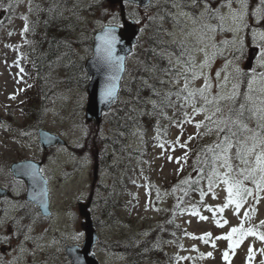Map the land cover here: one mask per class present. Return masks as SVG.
Segmentation results:
<instances>
[{
    "label": "rangeland",
    "instance_id": "obj_1",
    "mask_svg": "<svg viewBox=\"0 0 264 264\" xmlns=\"http://www.w3.org/2000/svg\"><path fill=\"white\" fill-rule=\"evenodd\" d=\"M39 1L12 0L0 8V187L10 190V194L0 196V220H6L0 227V238L12 232L16 233L11 236L9 243H0V264H71L66 253V245L82 243L84 230L81 223L84 218L79 210V202H87L89 199L92 200L90 210L94 221L97 220L96 226L99 231V240L94 252L101 264H128L122 248L113 245L130 239L137 241L143 232L150 230L162 219L168 221L172 218L187 229V234L178 242L167 243L166 248L175 257L164 259L162 264H264V253L260 251L264 249V241L258 237L247 236L234 252L229 248L228 240L217 239L226 236L233 227L241 225L244 229L253 228L258 233H264V226H261V221H264V192L258 194V203L252 197H248L238 214L234 205L225 208L223 212L219 211L217 206L225 204L228 193L227 186L216 176L212 192L208 191L209 182L204 184L207 194L203 201L190 203L186 195L184 196L186 183H181L184 179L180 178V172L184 168L185 160L181 159L178 164L176 158L183 157L187 148H180L176 144L177 137L180 138V143H187L188 147L197 136L210 142L216 141L217 136L215 132L205 135L204 128L199 130L195 128V122L203 121L204 114L195 115L193 123L184 122L186 117L183 113L186 111L191 117L192 107L186 105L183 99L179 102V107L185 105L183 111L171 110L178 123L183 122L182 130L176 124L171 130L170 139L156 138L146 150L143 147L145 135L137 132L130 138V142L132 147H137L140 152L110 149L107 154L108 160L106 157L103 158L100 152L90 154L85 150L89 81L87 85L84 82L70 81L64 64H58L47 78L44 77L41 86L34 72L33 60L27 54L30 23L34 19L33 9ZM89 2L79 1L76 8L86 9ZM177 2L183 7L167 9L180 19L179 25L174 24L171 17V21L167 20L164 13L155 15L154 9H142L132 4H128L127 7L129 17L139 21L141 26H147L149 19L158 21L161 28L159 35L168 36L169 43L175 45L177 49H166L167 53L175 61L177 72H183V62L180 64L176 62L178 57L183 61L184 57L181 56L183 49L176 42L185 40L190 51L202 45L196 43L195 35L185 37L184 34L197 25H194L187 16L179 17L178 14L183 10L198 16L201 7H193L192 0ZM256 2L257 0H252L251 6L254 7ZM91 5L97 6V9L91 13H82L80 22L78 21L79 26L76 25L72 33L73 39L77 41L74 44L76 56L84 57L86 60L93 55V47L87 46L85 41L94 37L103 25L119 20L115 17L113 21V16L119 13L117 4L102 0ZM25 16L27 21L23 19ZM99 17L101 18L98 19ZM26 23L28 31L24 32ZM225 35L231 37L230 33ZM224 38L217 36V40ZM246 42L248 51L239 61L240 67L244 69L255 64L254 59L250 61V54L254 50L250 38ZM137 51L135 46L128 57L129 71L137 68L139 59ZM193 55L196 64L204 60L202 52L195 51ZM224 64L225 58L217 56L211 67L205 69L212 77L213 85L217 83L216 71H221L223 80ZM21 68L23 72L20 71ZM128 76L129 72L127 74L126 71V77ZM173 84L182 88L184 79L181 77L178 83ZM202 84L203 78L192 81L189 87L199 88ZM216 91L213 87V94ZM13 96L15 99H12ZM172 103L174 104V101ZM108 117L109 112L102 118L106 129L110 128L105 121ZM167 122L166 119L165 123ZM249 127H256L255 120L249 122ZM40 128L60 134L69 145L44 149L40 143ZM197 132L200 135H197ZM189 136L194 138L189 141ZM161 144L164 145L163 148L160 147ZM169 156L173 159L169 160ZM28 158L44 162L43 173L51 180L52 188L53 215L40 217L37 214L33 221L23 218L21 211L27 202L25 200L27 183L16 178L11 170L14 162ZM103 160H107V163L103 164ZM231 162L234 167H243L236 159ZM217 168L221 174L225 172L218 164ZM244 184L249 188L255 187L250 181H245ZM157 190L160 193L159 198ZM209 206L215 212V216L213 211L208 210ZM105 207H108L107 211ZM253 208L255 211H251ZM193 211L199 212L200 215H192ZM246 211L249 212L248 217L244 215ZM200 216H206L207 219L202 220ZM217 220L222 227L217 225ZM225 221L227 223H224ZM206 233H211L210 237H206L207 243L198 239ZM78 234L79 239L76 238ZM25 236L28 237L27 240ZM238 238V234L233 235V240ZM249 247H252L254 252L251 261L248 259ZM225 251L229 252L227 262L223 258ZM209 252L212 253L211 257L207 256ZM177 257L189 259L178 260Z\"/></svg>",
    "mask_w": 264,
    "mask_h": 264
},
{
    "label": "snow or ice",
    "instance_id": "obj_2",
    "mask_svg": "<svg viewBox=\"0 0 264 264\" xmlns=\"http://www.w3.org/2000/svg\"><path fill=\"white\" fill-rule=\"evenodd\" d=\"M252 0H192L193 7H201L199 15L181 10L179 17L187 16L197 27L190 29L184 35L185 37H196V43L202 47L188 49L185 40L176 42L183 49L181 56L183 61L178 57L177 64L183 62L184 71L177 72L172 82H179L182 77L184 85L177 92L169 91L164 94L161 103L167 102L171 106L170 97L176 95L177 99H183L185 104L192 107V116L185 111L183 115L186 117L184 122L193 123L195 115L204 114V120L195 122V128H204L205 135H211L215 132L217 139L212 145L206 146L205 155L210 160L211 165H219L224 168L225 172L220 173L216 167L212 168V175L221 179L223 184L227 186L228 193L226 202L223 206H217L220 212L230 205L235 206V211L238 214L239 210L246 202L248 197H252L255 202L259 201V193L264 192V71L257 69H264V0H257L255 6H251ZM173 7H183L177 0H172ZM2 7V5H0ZM226 9V11H224ZM31 11V7L29 9ZM52 11V9H49ZM168 15L173 19L174 24L181 23L177 16L172 13ZM250 18L252 22L250 23ZM27 21V17H23ZM163 19V17H161ZM115 16H113V21ZM139 23V21H136ZM118 27L120 25L109 22L102 26L100 33L94 38L96 43L93 48V55L96 58L97 70L101 68L106 70L104 83L101 87V99L104 102H112L116 98L118 81L121 79V73L125 71L126 57L123 55H116L117 44L122 43V38L118 35ZM183 31V28L181 29ZM24 32L28 31L27 23L25 24ZM230 33L228 38L225 34ZM171 35V33H169ZM217 36H224V39L217 40ZM250 38L251 46L256 51L253 54L255 61L254 66L244 69L240 67L239 61L242 60L247 51V39ZM199 51L204 54V60L199 64L195 62L193 52ZM217 56L225 58L224 69L225 75L221 80V71L215 73V80L217 83L213 85L212 77L205 69H209L214 63ZM228 57H231L229 59ZM171 64V61H169ZM231 69L230 71H227ZM154 70V66H153ZM23 72V68L20 69ZM168 73V69L164 70ZM203 78V84L199 88H190L192 81ZM146 83V82H145ZM161 83H164L162 80ZM155 95L160 96L155 88L151 85ZM216 88L213 94L212 89ZM243 88V90H242ZM12 99H15L13 96ZM138 99V98H137ZM202 102V103H200ZM153 108L158 107L157 101H151ZM199 104V106H197ZM185 107V105H181ZM134 110V109H133ZM255 120L256 127L250 128L249 122ZM182 123H177V127H181ZM181 134L183 132L181 131ZM197 135H200L197 132ZM194 137L189 136L188 140ZM176 144L180 148H187V143H180V138L177 137ZM164 147L163 144L160 145ZM174 150V149H173ZM188 153L185 152L183 157H177L176 162L179 164L181 159L187 161ZM169 160L173 157L169 156ZM236 159L243 167H234L232 160ZM197 160H200V155H197ZM31 167V165H29ZM201 171H203L201 169ZM43 169L36 170L32 175L33 179L39 176L37 183L43 182L44 178L40 176ZM239 177V178H237ZM250 181L255 187L249 188L245 186L244 182ZM187 180L181 181L182 184L187 183ZM213 181L212 176H209L208 191L212 192ZM207 193L201 191V201ZM213 198L215 193L213 192ZM159 190H157V198H159ZM39 196L40 202L46 206L47 188H43ZM37 196L34 194L32 199L35 200ZM159 210V209H157ZM209 211H213L211 206ZM255 211V209H251ZM192 215L199 216V212L193 211ZM215 216V212L213 211ZM245 217L249 216V212L244 213ZM200 219L206 220V216H200ZM6 223V220H0V227ZM217 225H223L219 220ZM224 223H227L225 221ZM261 226H264V221H261ZM15 232L5 235L0 238V243H9L11 236ZM238 234L239 238L233 240V235ZM211 233H206L198 239L208 242L206 237H210ZM247 236H256L261 241H264V233H258L253 228L244 229L241 227H233L231 231L223 237L217 239H226L229 243V248L234 252ZM79 239V234L76 237ZM197 239V237H192ZM28 237L25 236V240ZM213 247L215 245L213 244ZM23 250V249H21ZM264 253V249L260 250ZM203 256V254H202ZM208 257L212 253H207ZM254 257L252 247L248 249V259ZM223 258L227 262L229 260V252L223 253ZM178 260L189 259L188 257H177Z\"/></svg>",
    "mask_w": 264,
    "mask_h": 264
},
{
    "label": "trees",
    "instance_id": "obj_3",
    "mask_svg": "<svg viewBox=\"0 0 264 264\" xmlns=\"http://www.w3.org/2000/svg\"><path fill=\"white\" fill-rule=\"evenodd\" d=\"M8 1L12 0H0V5L6 4ZM79 1L82 0H40L33 9L34 19L30 23V43L26 49L27 54L33 60L34 72L41 86L42 81L58 64H64L70 81L75 80L84 82L85 85L88 84L89 78L88 75L86 76L85 69L86 59L76 56L74 44L77 41L73 39L72 33L74 27L79 26L78 21L82 13L93 12L97 6L91 7V4L102 0H83L90 1L86 9L76 8ZM158 6L162 8V3L157 4ZM147 9H151V7ZM162 10L166 12L164 8ZM117 14L115 17L119 19V13ZM147 24L143 27L136 45L139 54L137 68L131 71L127 69V74L129 72L130 76L125 80L128 82L126 83L124 80L120 97L109 111L108 119L105 120L110 128L106 129L103 121L87 123L85 135L87 140L84 148L90 154L100 152L103 158L106 157L108 160L107 154L110 149L140 152V149L132 147L130 142V138L137 132L145 135L143 147L148 150L154 139H170L171 130L178 123L171 110H184L179 107L180 99H177L176 95L170 97L171 106L167 102L161 103L164 94L169 91L175 93L181 88L171 86L166 79L173 70L163 51L166 44L161 41L163 35H159L161 32L159 23L149 19ZM93 43L94 37L85 41V44L90 48L93 47ZM165 69L169 70L168 73H165ZM162 80L164 83H161ZM149 85L153 86L160 96L155 95ZM153 100L157 101L159 105L155 109L151 103ZM166 119L167 123H165ZM213 143L197 136L187 147L188 157L180 172V178L188 181L184 185L186 187L184 196L186 195V199L190 203L201 201L200 193L201 191L205 192L204 184L209 182V176H212V181L215 179L212 175V168L216 167L218 171L217 165H211L205 155L206 146ZM198 154L200 155L199 161L197 160ZM107 160H103V164L107 163ZM104 209L107 211L108 207ZM37 210V206L26 202L21 208L22 216L32 219L39 214L35 213ZM95 222L97 224V220ZM145 234L144 239L140 237L137 241L125 240L123 243L114 244L113 247L122 248L128 264H162L164 259L175 257L166 248L167 243L180 241V238L187 234V229L177 224L174 218L168 221L162 219Z\"/></svg>",
    "mask_w": 264,
    "mask_h": 264
},
{
    "label": "water",
    "instance_id": "obj_4",
    "mask_svg": "<svg viewBox=\"0 0 264 264\" xmlns=\"http://www.w3.org/2000/svg\"><path fill=\"white\" fill-rule=\"evenodd\" d=\"M109 1L119 4L120 7L121 22L117 24L120 25V27H118V35L122 38V43L117 44L116 55H123L126 57L125 71L121 73V79L118 81L117 95L114 101L104 102L101 99V87L104 83L106 70L103 68H101L99 71L97 70L98 62L94 55H92L86 61L85 67L87 69L88 76L90 77L88 85L89 98L86 107V118L88 121H95L97 123H100L104 112L110 110L114 102L119 98L122 80L126 72L127 59L134 49V45L137 42V37L140 32V25L136 22V20L129 19L127 16L126 2L135 3L141 7H147L151 3V0ZM101 29L96 32L94 38L100 33ZM95 43L96 41L94 39L93 48ZM255 51L256 50L254 49L250 54V61L253 59V54ZM39 137L43 148H48L53 145H68V141L60 134L51 132L45 128L39 129ZM42 164V161L28 158L22 161L14 162L11 165V169L16 177L23 178L27 182L28 188L26 199L38 205L43 215L50 216L52 214V206L48 180L44 177L43 173H40V176L44 178L46 184L43 182L37 183L39 176L36 178V180H34L32 175L36 170L41 169ZM29 165H31V167H29ZM45 187L47 188V196L45 198L47 203L46 206H43L40 202L41 198L39 193ZM8 192L9 191L7 189L0 187V196H5L8 194ZM34 194L37 196L35 200L32 199ZM90 203V200L79 203L80 213L84 217V220L82 221V227L85 231V239L82 245L67 246L66 251L72 264H100L96 255L92 252L98 239V231L95 227L91 210L89 209Z\"/></svg>",
    "mask_w": 264,
    "mask_h": 264
},
{
    "label": "flooded vegetation",
    "instance_id": "obj_5",
    "mask_svg": "<svg viewBox=\"0 0 264 264\" xmlns=\"http://www.w3.org/2000/svg\"><path fill=\"white\" fill-rule=\"evenodd\" d=\"M156 2H157L156 0H154V1L152 2V3H153V7H156V5H155ZM161 3H162V2H161ZM160 13H162V12H161V7H158V8H155V9H154V14H155V15H160ZM47 178H48V177H47ZM48 179H49V178H48ZM49 180H50V179H49ZM50 182H51V180H50ZM50 192H51V194H52V188H51V187H50Z\"/></svg>",
    "mask_w": 264,
    "mask_h": 264
}]
</instances>
